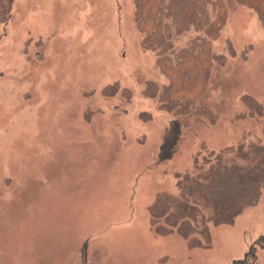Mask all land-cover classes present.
Masks as SVG:
<instances>
[{"label":"rangeland","instance_id":"obj_1","mask_svg":"<svg viewBox=\"0 0 264 264\" xmlns=\"http://www.w3.org/2000/svg\"><path fill=\"white\" fill-rule=\"evenodd\" d=\"M224 3L213 48L226 62L198 102L218 118L183 127L163 158L176 116L144 93L167 79L142 47L133 0H14L0 24V264H264V188L232 223L209 224V245L150 223L157 194L178 193V175L205 158L262 157L239 153L264 145V121L243 101L264 104V24Z\"/></svg>","mask_w":264,"mask_h":264},{"label":"trees","instance_id":"obj_2","mask_svg":"<svg viewBox=\"0 0 264 264\" xmlns=\"http://www.w3.org/2000/svg\"><path fill=\"white\" fill-rule=\"evenodd\" d=\"M133 2L136 27L143 35L142 47L155 52L157 66L167 79L165 83L148 82L144 93L158 97L161 107L176 116L165 139L163 158H168L178 150L183 127L204 118L211 122L218 118L209 106L198 102L209 87L215 64L226 62L225 55L214 51L213 41L226 25L227 9L224 0ZM237 2L254 11L264 24V0ZM13 3L0 0V24L10 19ZM243 101L252 117L264 121L261 101L251 95L243 96ZM227 152L213 154L214 159L205 158L196 172L180 173L178 193L157 194L149 207L150 223L157 234L176 233L192 248L209 245L210 223H232L245 208L259 203L264 188V145L243 146L239 153L243 157L262 155L251 166L225 161Z\"/></svg>","mask_w":264,"mask_h":264}]
</instances>
